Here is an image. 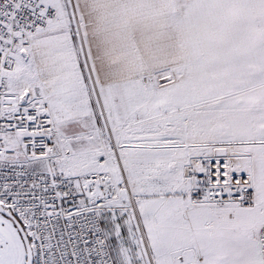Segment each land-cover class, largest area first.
Instances as JSON below:
<instances>
[{"label":"snow or ice","instance_id":"6c2138e0","mask_svg":"<svg viewBox=\"0 0 264 264\" xmlns=\"http://www.w3.org/2000/svg\"><path fill=\"white\" fill-rule=\"evenodd\" d=\"M0 264H264V0H0Z\"/></svg>","mask_w":264,"mask_h":264}]
</instances>
